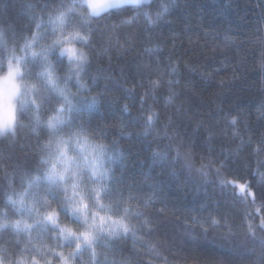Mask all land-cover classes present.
I'll list each match as a JSON object with an SVG mask.
<instances>
[{
  "label": "clouds",
  "instance_id": "9594fccd",
  "mask_svg": "<svg viewBox=\"0 0 264 264\" xmlns=\"http://www.w3.org/2000/svg\"><path fill=\"white\" fill-rule=\"evenodd\" d=\"M242 4L256 10L251 18ZM212 14L223 22L214 28L221 45L229 32L255 74L246 100L232 110L246 108L259 129L264 126L255 112L264 102L258 67L264 57V0H0V264H117L109 251L116 235L134 264L193 261L154 238L144 223L155 219L154 211L130 190L138 191L147 178L160 195L187 191L191 196L197 169L208 165L215 175L219 158L210 160L195 148L189 175L177 155L186 141L165 137L162 125L145 136L146 115L134 119L136 113H121L110 95L112 84L101 79L107 58L97 54L98 45L114 47L116 33L101 41L98 28L121 25L118 31L130 38L132 50L139 33L148 38L181 19L205 23ZM161 51L146 44L137 53L134 67L144 69L145 87L149 76L161 83L168 79ZM125 58L114 52L112 65ZM169 59L179 69L178 61ZM157 152H167L168 159H154ZM247 211L254 237L238 218L235 235L214 231L208 241H226L244 254L246 264H264V206L249 205ZM187 231L201 234L195 220Z\"/></svg>",
  "mask_w": 264,
  "mask_h": 264
},
{
  "label": "snow or ice",
  "instance_id": "6c2138e0",
  "mask_svg": "<svg viewBox=\"0 0 264 264\" xmlns=\"http://www.w3.org/2000/svg\"><path fill=\"white\" fill-rule=\"evenodd\" d=\"M136 2V0H132ZM31 8V5H29ZM96 15H99L98 10H93ZM63 22V18H59ZM131 20H126L124 24H131ZM121 25L118 24H103L98 28L99 38L101 41L111 40V34L116 33V39L114 41V47H103V45L97 46V54L101 57H106L109 69L112 68V59L114 52H120L122 55L127 56L130 52L131 43L129 39H122L119 33ZM212 33H206L211 35ZM237 49V63L233 65L232 78L228 81L221 78L219 88L215 95L220 97L225 91L230 89L226 88V84L230 85L240 78V74L237 68L243 67L247 63L245 56L240 55L237 40L229 33H224V47ZM148 51H153L148 49ZM75 54L74 51L72 53ZM81 60H86L83 54L80 57ZM223 63V62H222ZM185 67H188L190 71L194 69L190 68L187 63ZM259 72L261 73V89L264 90V57L259 62ZM170 75L169 78L161 83L159 79L148 78L149 87H145L144 81V69L140 65L134 67V75L129 79L124 70L121 69V77L116 78L111 71H104L101 73V79L107 83L115 84L124 90L127 97L135 98L139 103L140 108L136 112L134 119H140L143 116H147V121L144 126V135L148 134L149 129H156L157 125H162V133L165 137L175 135L182 141H186L185 150L183 152L177 151V155L182 157L185 162V167L191 175L192 171V152L195 148L200 147L209 157L210 160H215L218 156V167L215 169V175L208 170L209 166L202 164L197 172L199 173V179L192 189V195L195 196L200 192H204L205 195L211 196L212 193H219L221 196L228 198L230 203L237 213H239V219L243 220L246 231L249 236H255V229L252 221L248 218L249 213L247 208L249 205L255 207L264 206V126L259 129L254 127L253 121L249 118V113L246 108H237L235 111L229 107L227 110L219 102L215 103V108L210 109L208 112H199L198 114L192 112L190 108L185 107L187 97L180 99L184 92L197 93L196 84L187 80L181 84V80L175 77L179 75V69L176 66L169 65ZM202 80L211 79V73H200ZM140 87L143 89V95L136 96V89ZM167 90V93L162 95L161 89ZM160 105V107H157ZM121 113H128L132 116L133 109L130 103H124L120 107ZM219 115V119L213 118V113ZM257 119H264V102L259 103L255 109ZM221 121L223 126H221ZM0 131H3L0 128ZM154 159L167 160V152L154 153ZM254 156L257 164L254 169L251 170V174L254 180L245 183L247 181L249 166L245 162L246 157ZM176 173V169H172V174ZM146 189V190H145ZM185 196H188L187 191L184 192ZM130 196L143 200L144 206L151 208L156 217L153 221L145 220V227L149 232L153 233L154 238L160 240L162 243L168 244V240L162 238L159 235L158 218L163 217L165 219L172 217L177 220H181V216L175 214L174 210L168 207V204L162 200L160 196L159 187L152 181L145 178L143 184L139 190H130ZM214 204H219V200H213ZM205 204H201V208L206 207ZM242 206V207H238ZM139 214V213H138ZM231 217V218H230ZM192 220L198 221L201 229V234L197 235L194 232L187 231L188 217L185 216L182 219V223L185 224V231L182 244L186 247L195 248L202 242L208 241V237L214 231H221L225 238H230L235 235V229L233 227V221L237 220L234 213H229L220 216L216 213L209 212L207 217H198L193 215ZM264 224V221H261ZM124 231L127 232V226H124ZM262 247H264V238L260 241ZM123 241H121L118 235L115 236L113 241L109 245V251L117 264H134L131 252H122ZM132 249L139 252L140 249L135 244L132 245ZM264 257V253L261 254ZM192 264H226L222 258L205 257L201 258L196 256L193 259Z\"/></svg>",
  "mask_w": 264,
  "mask_h": 264
},
{
  "label": "trees",
  "instance_id": "16d2710c",
  "mask_svg": "<svg viewBox=\"0 0 264 264\" xmlns=\"http://www.w3.org/2000/svg\"><path fill=\"white\" fill-rule=\"evenodd\" d=\"M247 10L249 17L256 10L248 7V5L242 4V11ZM233 19V23H235ZM221 19L215 14L208 15L205 18V23L195 22L188 23L183 19L180 20V24L174 28H164L154 33L151 37L145 38L143 33L136 35L134 40V47L127 54L125 59L117 60L112 68L109 69L107 64L103 67L111 71L116 78L121 77V69L124 70V74L131 79L134 75V65L138 59L137 53L142 50L144 45H159L161 52L158 53L160 59L163 61V69L166 71V78H169L171 59H175L179 63V75L176 79L181 80V84L184 81L191 80L197 86V93L184 92L180 99L187 97L185 107L190 108L192 112L199 113L201 111L208 112L210 109L215 108L214 102H219L227 110L229 107L235 108L237 103H243L246 100V94L249 91L248 83L254 78V73L243 67L237 68L240 78L234 83L228 85L226 88L230 89L225 91L220 97L215 95L219 88V81L221 78L228 81L232 78L233 65L237 63V49L235 46L225 49L218 39V33L214 28L222 25ZM206 33H212L206 35ZM123 39V36L121 37ZM239 53L245 56L244 51L239 49ZM223 62V63H222ZM185 63L194 69L190 71L188 67H185ZM200 73H211V79L202 80ZM161 93L164 95L167 93L166 89H161ZM111 97L116 102L117 106L121 107L124 103H130L133 109V114L139 110L140 105L135 98L127 97L123 89L119 86L112 84ZM143 95V89L137 87L136 96ZM160 107V105H158ZM213 118L219 119L217 113H213ZM221 126L223 122L221 121ZM249 166V172L247 181L249 183L254 180L251 174V170L256 167L257 161L252 157H246L245 161ZM162 200L168 204V207L173 209L178 216L188 217V225L192 220L191 217L196 215L198 217H207L209 212L216 213L220 216L234 213L239 218V213L235 211V208L228 203V198L221 196L219 193H212L211 196L205 195L204 192L193 196H185L181 193L179 197L176 195H160ZM219 200V204H214L213 200ZM206 207L201 208V204H205ZM238 207H242L239 206ZM156 217V213L154 212ZM231 218V217H230ZM181 220L169 217L167 219L163 217L158 218L159 235L167 239L169 245H171L177 252L186 257L200 256L202 259L205 257L222 258L226 264H246L244 254L234 246L228 244L226 241L221 243L216 237H211L209 241L202 242L198 247L194 249L186 247L179 240V234L185 227V224ZM198 222V221H197ZM187 225V226H188ZM199 225V223H198ZM201 230V229H200ZM192 260L189 264H192Z\"/></svg>",
  "mask_w": 264,
  "mask_h": 264
}]
</instances>
